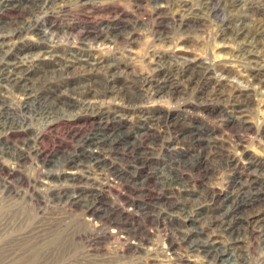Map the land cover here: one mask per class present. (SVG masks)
I'll use <instances>...</instances> for the list:
<instances>
[{"label":"rangeland","instance_id":"rangeland-1","mask_svg":"<svg viewBox=\"0 0 264 264\" xmlns=\"http://www.w3.org/2000/svg\"><path fill=\"white\" fill-rule=\"evenodd\" d=\"M212 1L210 7L214 11L208 9L204 0H194L199 15H192L190 21L202 24V28L190 33L170 30L167 24L172 21V13L167 10L153 12L152 0H95L92 5L72 7L62 14H49L41 19L43 29L52 25L58 31H65L59 43H52L48 50L58 54L75 51L83 58L72 62L78 68L73 74L61 71V65L54 58L45 60L42 67L30 74V80L39 86L48 84V92L55 96L66 95V91L75 86L92 83L100 89L108 82V90L111 86L114 89L103 98L105 105L101 111L99 108L79 110L78 107L76 111L73 108L60 110L68 121L50 129L46 126L47 119L34 117L31 124L21 120V114L17 113L24 101L22 92L18 88H1L0 98L18 116L16 121L11 116L6 124L0 125V138L5 141L6 148L10 146L18 156L10 157L0 151V264H178L175 257L181 256L191 258L188 263L181 264H210L202 255H195L198 252L185 253L171 245L177 233H181L178 228L195 229L199 241L227 242L229 232L221 231L219 222H211L222 211L211 194L216 192L223 200L232 184L239 180L246 186H264V36L251 44H244L237 36L242 26L254 29L255 22L264 19V0H240L233 5H227L226 0ZM161 3L166 6L168 0H161ZM18 17V14L3 12L0 6L1 29L6 22ZM224 18L227 25L222 26ZM110 21L139 23L138 35L114 49L101 44L103 38L93 47L83 50L75 47L79 33L98 31ZM154 30L170 32L171 38L158 40ZM38 38L37 32L25 31L20 38L12 40L11 47L15 48L8 60L14 61L16 57L47 47ZM2 42L0 39V53ZM188 62L186 72L182 71L184 63ZM88 63H98V67L106 64L110 68L92 72L86 68ZM179 66L181 75L175 77ZM165 79H175L174 90L160 87ZM127 93L131 101L128 97L123 100ZM165 113L169 114L170 123H176L171 138L166 124L152 120ZM146 117L155 127L139 147L143 149L156 142L160 149L163 141L161 153L150 155L143 163L136 152L122 148L117 150L116 159L109 161L112 163L109 172L104 171L96 179L83 180V183L65 181L67 172L78 170L75 163L63 164L62 161L70 151L78 148L81 136L106 123L121 131H133ZM20 121L22 125L17 124ZM37 132L42 136L38 137V147L44 149V154L34 156ZM184 133H190L189 136L197 133L201 139L196 141L191 138L193 135L182 138ZM21 154L29 157L24 160ZM193 159L199 163L191 170L186 163ZM49 169L53 171L51 181L46 176ZM112 174H119L121 179L112 187L99 189L112 180ZM160 174L177 178L184 174L180 181L187 182L168 185L176 187L166 188L165 193L178 192L174 198L178 205H166L164 211L168 213L161 215L155 209L158 197L165 196L157 185ZM98 195L100 210L93 212L87 206ZM129 200L140 203L142 208L131 206L133 202L130 204ZM246 211L235 224L238 229L233 242L228 244L225 262L220 258L215 264H264V250L259 246L258 237L264 223V205ZM102 214L110 225L101 224ZM116 226L123 229L118 236L112 232ZM141 230L148 237L143 245L137 247L132 241H129L131 245L126 242L131 231ZM157 241L162 250L164 245L170 244V251L165 248L163 253L151 252L150 248L158 246H154Z\"/></svg>","mask_w":264,"mask_h":264},{"label":"bare ground","instance_id":"bare-ground-1","mask_svg":"<svg viewBox=\"0 0 264 264\" xmlns=\"http://www.w3.org/2000/svg\"><path fill=\"white\" fill-rule=\"evenodd\" d=\"M94 1L95 0H1L0 6L2 7L3 12L18 14L19 17L12 20V21L6 22V24H4V26H2L3 30L0 27V39H3V42L1 43L2 47H3V51L0 53V90H1V88H5L7 90H9L11 88H18L22 92L21 95L24 96V101L21 105V107H22L21 111L19 113H17V114H21V116H20V117H22L21 120L27 121L28 123L31 124V122L34 120V117H37V120H46L47 119L48 123L46 126H47V128L52 129V128L58 126L59 124L61 125V123H65V121H68L64 117V113L60 112V110L70 111V110L75 109V111H76L77 108H75V107H78L79 110H87L88 111V110H96L99 108V110L101 111V108L104 107V105H105L104 101L105 100L103 101V98L105 96H107L106 95L107 93H109L110 91H113V89H114L113 86H111L110 90H108L109 89V88H107V87H109L108 82H106V84H104L103 87H100V89L97 86V84L94 86L93 83L89 84L87 82L90 86H88V85H82L81 87L75 86L71 90H69V92L66 91V93H67L66 95L65 94L62 95V93H61V94H58L55 96V95L50 94L48 92V91H50V88H48L49 87L48 84L45 86H39V85H37V83H35L34 81L29 79L30 74L34 70L38 69L39 66L42 67L43 66L42 62H44L45 60H48V59L54 58V60L57 61L59 63V65H61V67H60L61 71H65V73L67 72L68 74H73V72H75L74 70L78 69L76 65L72 64V62H75L78 59L83 58L77 52L71 51L70 53H68L67 51H64L62 54H58L55 51L48 50V48H50V46H52V43L55 44L56 42H58L63 37L65 31L64 32L58 31L52 25L48 28L43 29L41 27L40 23H41V19L43 17L49 15V14H62L64 12L68 11L69 9H71L72 7L89 5V4L92 5V3ZM152 1L154 2V8L152 10L153 12L159 13L162 10H167V11H170L172 13V18H171L172 21H170V23L167 24V27L170 28V30L178 29V30H182V32H184V33H186V32L190 33L192 31L197 30V28L200 29L202 24L198 25V24H194L190 21V17L192 15H196V16L199 15V14H197L198 9L194 8V0H168V5H166V6H164L161 3V0H152ZM204 1L207 4L208 9L214 11V9H212L210 7V2L212 0H204ZM239 2H240V0H226L227 5L237 4ZM84 8H86V7H84ZM89 10H91V9H89ZM225 21H226L225 18L221 20L222 26L227 25ZM255 23L256 24H255L254 29L247 28L246 26H242L240 28V30L238 31L237 36L239 38L243 39L242 41L244 44H246V43L251 44L250 42H253V43L258 42L259 38L261 36H264V19H259ZM138 25H139V23H134L132 25H129L127 23L120 22V21L107 22L98 31L94 32L92 30H87V31L79 33V35H77V36L75 35L76 36L75 47L79 48L81 50H83L87 47H93L95 44H97L101 41L100 40L101 38H103L104 41L102 40L103 42L102 43L100 42L101 44L109 46L111 49L118 48V47H120L119 45L123 44L124 42H130L136 38V36L138 35V33L136 31V28L138 27ZM223 28H226V27H223ZM25 31L37 32V34L39 36V38H38L39 42H41V44L46 45L47 47H45L44 49H40V51H38V52H34V54H27L26 53V55L24 57H16L14 61H9L8 59L11 58V55H10L11 51L15 48V46L11 47V44L13 43L12 40H14L15 38H20ZM153 32H155L154 34L158 40L171 38L170 32L165 33L162 30L161 31L160 30H158V31L154 30ZM56 58H59V59H56ZM60 58H69V59H66V61H64V59L60 60ZM57 62H55V63H57ZM185 62H187V61H185ZM180 63H181V61H180ZM189 64H190L189 62L184 63V67L181 65L183 67V70L179 66L178 71H176L174 73V76L175 77L180 76L181 72L185 71L186 67ZM98 65H99L98 63H88L87 67L86 66H83V67H86L89 71H92V72L95 70H100V68H104L107 66H108V68H110V65L105 64V66H100V67H98ZM180 70H182V71H180ZM109 72H110V70H109ZM114 75H116V74H114ZM103 79H104V77H103ZM98 80L96 79V81H98ZM159 85H161L160 86L161 88L168 86L169 91H172V90H174L176 83H175V79H168L166 81L160 82ZM221 94L222 93H220L219 95H221ZM127 97L131 101V97H129L128 93L123 95V98H124L123 100L126 101ZM2 100L3 99L0 98V125L6 124V120L11 116H12L11 118H14L16 121V117L18 115H16V113L12 112L10 108L6 107V102H4ZM105 109H107V107H105ZM54 114L57 115L55 118L52 116ZM59 114H60V116H58ZM73 115H74V113H73ZM68 117L70 118V116H68ZM241 119H243V118H241ZM150 120H151L150 118L146 117L145 119H143V122L140 123V125L137 126L136 129L133 131H130V130L121 131V130L112 128L111 124L106 123L104 126H101L100 128H98L92 132L90 130L89 133L88 132L85 133L83 136H81L79 144L77 143L79 145L78 148L75 149L74 151H70L68 153V156L65 157L64 160L60 158L61 160H63L62 161V163L64 162L63 164H65L67 161H68V163L69 162L75 163L76 167L75 166L74 167L76 168V170H78V171L73 170V171L67 172V176H66L65 181H67V182L68 181L69 182L74 181V183H75V181H79V182H82L83 180L84 181L85 180L90 181V180L96 179L97 175H102L103 174L102 172H104V171L109 172V170L111 168L110 165L112 164L109 161H111L112 159L115 160L117 157L116 156L117 152L122 148L123 149L125 148L124 150L128 149V151H130V152H136L138 154L137 158L140 160H143L142 161L143 163H145L146 159L150 155L152 156V155L156 154L157 152L161 153L162 148H163L162 147L163 141H162L161 147H159L160 149L157 148L158 144L156 142H151V143L148 142L149 144H147V147H145L143 149H140V147H139L145 141V139L147 140V136H148L149 132L155 127V126L153 127L154 124L152 122H150ZM152 120H154L155 123H158L160 125L166 124V127H167L166 129L168 130L169 138H171V134H173L172 133L173 132V126L176 123H174V125H173L172 123L169 122V120H170L169 114L165 113L162 116L161 115L156 116ZM23 121H20L17 124H21V122H23ZM107 121H108V119H107ZM241 121H244V120H241ZM243 123H245V122H243ZM41 132H43V131H41ZM189 134L190 133H188V134L184 133L183 137L182 136L181 137L182 138H188L191 135H193V136H191V138H193L194 140L199 141L201 139V136H199L197 133H192L190 136H189ZM40 135H41L40 132L36 133V137L34 140V156H38L41 153L44 154V149L41 150L38 147V140L42 138V136H40ZM178 135H181V134H178ZM0 136H2V135H0ZM174 136H176V135H174ZM38 137H39V139H38ZM165 139H167V138H165ZM165 139H163V140H165ZM4 144H5V141L2 140V138H0V151H3L5 154H8V155L10 154V157H17L18 156L17 153L16 154L13 153L14 150L11 151L10 146L8 148H6L7 145L5 146ZM213 145H212V147H213ZM20 147H21V145L19 146V148ZM92 147H94V148H92ZM29 155H31V154L29 153ZM20 156H22L20 158H22L24 160L29 157L27 154L26 155L21 154ZM20 158H18V161ZM34 158H36V157H34ZM44 158H43V162H45ZM194 159L192 161H189L186 163V165H190L189 168L191 170H194L197 166V163H199L197 161H194ZM182 160H184V159H182ZM175 162L176 161L174 160V164H175ZM180 163H181V161H180ZM21 164H22V162H21ZM63 164L61 166H63ZM14 166H15V164H14ZM179 167H181V165H179L178 168ZM14 169H15V167H14ZM69 169L70 168H68V170ZM46 173H47V175H46L47 180L51 181L52 177H53V171L49 169L48 171H46ZM111 173H113V172H111ZM112 175H114V177L111 176L112 180L109 182H106L104 185L102 184V186H99L100 187L99 189H101L103 186H111L112 187L113 184H115L117 182L116 181L117 179H121V176L119 174H112ZM183 175H181V176H179V178H177V177H175L176 175L171 177V176H165L164 174H160V176H159L160 178L157 181V185L160 188L159 190H161V194H165V196L158 197V199L155 201V206H156L155 209L156 210L158 209L159 215H161L162 212H164V214L168 213V212L164 211L166 209L165 208L166 205L168 207H173V205L174 206L178 205V203L176 202V200H174V198L179 193L174 191L172 194H166L165 189L172 187V186H168L172 183L185 182V181H180L183 178ZM58 177L60 179L62 178L61 176H58ZM18 181H19V179H18ZM36 181H38V180H36ZM65 181H63V182H65ZM128 181H130V180H128ZM186 181H187V179H186ZM53 182H54V180H53ZM119 182H121V181H119ZM122 183L126 184L124 182H122ZM186 183H181V184L184 185ZM15 187H17V186H15ZM172 188H176V187H172ZM217 194L218 193L215 192V193H212L211 196H212L213 200L219 202L218 204L221 206L219 209H221L222 211L220 213H217L216 217L211 219V222H213L214 224L219 222L217 224H218L220 230L223 232H227V231L229 232L228 241L227 242H222V241L219 242V241H213L212 239L211 240L208 239V241L207 240L199 241L198 237L196 236L195 229L190 230V231H184V230H179V228H178V231H180L181 233L180 234L177 233V235L175 234L176 237L174 238V241L173 242L171 241L172 246H177L176 249H181V250L183 249L185 251V253H188L191 251L198 252L195 255H198V254L202 255L204 258L207 259V261H209L210 264H215L217 261H219L221 259L225 262V260H226L225 256H228V244L231 243V241L234 239L235 232L238 229L237 225H235V224H237L239 218H241L242 216H245L244 213L246 214V212H247L246 209L249 211L252 208H256L258 206L264 205V186L263 185L254 186V187L246 186L245 183L242 182V180L236 181L232 184L231 191L226 195V197L223 200H221V198H219V196ZM24 197H25V195H24ZM87 200H89V199H87ZM81 201H82V199H81ZM99 201H100V196L98 195L97 198L95 197V198L90 200L87 208L90 207L93 212H95V211L99 212V210H100L99 209ZM129 202L131 204L133 201L129 200ZM131 206H134L135 208H138V207L142 208V205L138 202H135V201L132 203ZM130 209H131V207H130ZM139 210H140V208H139ZM103 217H104L103 214L100 215L101 224H105V225L109 224L110 225L111 222L108 220V218H105V217L103 218ZM89 218H90V216H89ZM261 226H262L261 234L258 236L259 237V246H260V248H262L264 250V223L261 224ZM124 229H126V227ZM111 230H112V227H111ZM120 230H123V229L117 227L112 232L115 236H118L119 233L121 232ZM110 231H109V233H110ZM142 235H145L142 232V230L139 232H137V231L132 232L131 231V233H129L127 237L126 236H124V237H126L125 239H126L127 243L130 244V242L132 241L131 244L139 247V246L143 245L148 238L147 235H145V236H142ZM158 241L154 244V246L158 245L157 244ZM171 245L170 244H169V246L164 245L163 250H165V248H166V250L170 251ZM133 248H135V247H133ZM163 250H162V247L160 245H158L157 247L150 248L151 252L156 251L159 253H163ZM168 254H170V253H168ZM180 256H181V254H180ZM168 257H170V256H168ZM263 257H264V255H263ZM189 258L187 259L183 256L177 257V258L175 257V262L178 264H179V262H180V264L183 262L188 263L189 260L191 259V258L190 259ZM151 263H153V262H151Z\"/></svg>","mask_w":264,"mask_h":264}]
</instances>
